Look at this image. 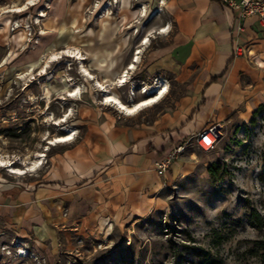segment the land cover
<instances>
[{
    "label": "rangeland",
    "instance_id": "1",
    "mask_svg": "<svg viewBox=\"0 0 264 264\" xmlns=\"http://www.w3.org/2000/svg\"><path fill=\"white\" fill-rule=\"evenodd\" d=\"M29 1L0 0V158L25 170L12 173L1 166L0 179L7 182L40 180L50 171L55 155L69 145L49 143L63 133L64 122L55 121L66 113H72L65 124L75 138L85 135V128L75 124L91 116L94 105L106 117H125L111 105H99L103 91L80 71V61L95 71L102 40L122 41L136 52L168 41L159 32L166 21L164 0H118L113 5H107L111 0H31L20 12H2ZM140 5H146L144 16H138ZM157 8L161 11L151 18ZM67 46L78 48L83 58L63 56L48 62L47 72L40 75L48 54ZM31 67L32 73L20 77ZM130 76L123 86L114 83L107 89L127 104L146 97L139 74L132 80ZM78 86L80 92L70 96L78 101L69 99L68 90ZM45 91L49 98L43 97ZM157 108L155 103L128 118L147 117ZM220 130L211 150L190 146L206 163L218 165L220 177L212 178L210 163L201 162L193 174L164 189L161 207L135 220L126 218L97 236H61L50 253L5 230L0 234V264H261L257 242L264 239V103L247 124L232 120ZM37 152L43 153L42 163L27 170ZM254 212L261 226L251 218Z\"/></svg>",
    "mask_w": 264,
    "mask_h": 264
},
{
    "label": "crops",
    "instance_id": "2",
    "mask_svg": "<svg viewBox=\"0 0 264 264\" xmlns=\"http://www.w3.org/2000/svg\"><path fill=\"white\" fill-rule=\"evenodd\" d=\"M163 10L169 25L164 45L141 43L135 60L136 48L102 40L101 61L91 72L106 90L125 70L130 80L139 74L141 87L166 79L170 88L158 108L147 117L122 113L120 119L99 113L98 105L89 108L92 115L75 124L85 135L55 155L44 177L0 179V234L6 230L50 253L61 236L93 237L143 217L164 204V189L211 162L190 148L200 130L232 120L245 125L264 103V22L239 18L217 0H164ZM235 46L243 54L236 55ZM182 143L185 150L159 174L155 162Z\"/></svg>",
    "mask_w": 264,
    "mask_h": 264
},
{
    "label": "bare ground",
    "instance_id": "3",
    "mask_svg": "<svg viewBox=\"0 0 264 264\" xmlns=\"http://www.w3.org/2000/svg\"><path fill=\"white\" fill-rule=\"evenodd\" d=\"M118 0H111L107 3V5H113L115 3H117ZM34 2H31V0L29 2H27L26 6L24 4L25 7H21V6H17V7H9L7 9H4L2 12H20L26 8L29 7V5L33 4ZM139 9V15L138 16H144L147 9H146V5H140ZM159 11H161V8H157L155 9L152 14H151V18L153 16H155ZM43 16L44 14L41 13L37 16ZM37 21H40L39 17H37ZM16 28L19 27V24H16L15 26ZM169 29V25L166 27L165 24L161 27V29L159 30V32H167ZM150 38V34L147 35V37L145 38L144 42H142L143 44H146L149 41ZM141 53V49L137 50V55L135 57V60H137L139 58V54ZM82 53H80L79 49L76 47H72V46H67L64 49L60 50V51H55L52 52L50 54H48V56L46 57V63L44 65H42L40 67V72L39 74H45L47 72V68H48V62H53L56 61L58 58L60 59L63 56H67L70 58H77V59H82L83 56L81 55ZM7 61V57H5L2 62L1 65L5 64ZM81 66H80V71L85 74L87 76V78L89 79H94L93 75L91 74L90 71H88V69L86 67H84V65L82 64V62L80 61ZM128 69H133L134 68V64L131 63L130 66H127ZM34 71V67H31V69H29V71L27 73L21 74L20 77H24L29 73H32ZM128 74L129 71L125 70L124 74H122V76H119V78L117 79L115 85L116 86H123L124 84H126V82L128 81ZM84 75V76H85ZM51 77H49L50 79ZM71 79V78H70ZM95 80V79H94ZM95 85L97 87H99L100 90H103V102L104 104H108L113 106L115 109H117L119 112L126 114V115H134L137 114L140 110L148 107V106H152L153 104L159 102L168 92L169 90V82L166 79H162V80H156L154 83L151 84H145L144 85V89L141 90L140 92H143L144 94H147L146 97L140 99L139 101H135V100H129L131 101V103H125L123 102L118 96L110 93L109 91H107L105 89V87L98 81H95ZM75 88V87H74ZM81 90V87L78 86L76 89H69L68 93H66L67 96H73L75 97ZM44 98H49V92L45 91L44 92ZM63 97V96H62ZM72 113H66L63 117H60L59 119H56L55 123L56 124H62L63 123V128L62 131L63 133L61 135H57L53 138H51L49 140V143H57V142H69L71 140H73L75 138V132L72 128H70L69 125H66L65 122L68 120L69 116ZM43 156L42 152H37L36 154V158L29 160V162L27 163V170H33L35 168H38V166L42 163L41 157ZM6 159V157H5ZM14 162H7L2 158H0V167L1 166H9V171L12 173H23L25 172V170H21L19 168L14 167ZM26 166V165H25ZM25 168V167H24ZM26 170V171H27ZM25 254V251H22Z\"/></svg>",
    "mask_w": 264,
    "mask_h": 264
},
{
    "label": "built area",
    "instance_id": "4",
    "mask_svg": "<svg viewBox=\"0 0 264 264\" xmlns=\"http://www.w3.org/2000/svg\"><path fill=\"white\" fill-rule=\"evenodd\" d=\"M220 3L226 5L228 8L237 12L239 18H243L248 15L256 16L261 22H264V0H217ZM234 53L236 55L243 54V49L240 46L234 47ZM141 90L144 86L140 87ZM142 93V92H141ZM221 130L218 124H214L209 127H205L200 130L195 136V145L201 147L205 151H209L213 148L218 136H220ZM186 143L179 144L173 147L163 158L155 162L156 170L159 174L164 175L172 160L176 158V155L185 150Z\"/></svg>",
    "mask_w": 264,
    "mask_h": 264
},
{
    "label": "trees",
    "instance_id": "5",
    "mask_svg": "<svg viewBox=\"0 0 264 264\" xmlns=\"http://www.w3.org/2000/svg\"><path fill=\"white\" fill-rule=\"evenodd\" d=\"M207 171L210 174V176L214 179L220 177V170L218 168V165L216 163H210L207 166ZM252 219H256V221L258 222V226L262 225V220L260 218V216L258 214H254L251 216ZM258 247L261 249V252L259 254L260 257V262L261 264H264V239L263 240H259L257 242Z\"/></svg>",
    "mask_w": 264,
    "mask_h": 264
}]
</instances>
